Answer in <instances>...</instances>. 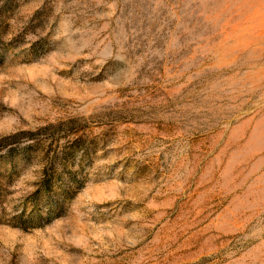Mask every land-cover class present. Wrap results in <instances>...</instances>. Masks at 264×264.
Masks as SVG:
<instances>
[{
    "label": "rangeland",
    "instance_id": "1",
    "mask_svg": "<svg viewBox=\"0 0 264 264\" xmlns=\"http://www.w3.org/2000/svg\"><path fill=\"white\" fill-rule=\"evenodd\" d=\"M0 264H264V0H0Z\"/></svg>",
    "mask_w": 264,
    "mask_h": 264
},
{
    "label": "trees",
    "instance_id": "2",
    "mask_svg": "<svg viewBox=\"0 0 264 264\" xmlns=\"http://www.w3.org/2000/svg\"><path fill=\"white\" fill-rule=\"evenodd\" d=\"M54 169V168H53ZM65 169H68V167H66ZM45 175V174H44ZM62 175H60L59 177H61ZM49 178H54L55 174L52 172V174H50L48 176ZM58 177V176H57ZM47 178V177H46ZM79 184V182L76 180V178H72L71 182L66 183V184H61L62 186H60L59 188V194L58 197L62 198L63 200L67 199L68 197H72L73 192L75 191L74 189H76V186ZM44 190L41 192V194H44L47 197H51L50 193L52 191V185H48V186H44ZM51 212H54L55 210L58 209H62L63 205H62V200H60V202L56 203L54 202V204H51Z\"/></svg>",
    "mask_w": 264,
    "mask_h": 264
}]
</instances>
